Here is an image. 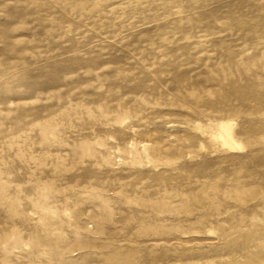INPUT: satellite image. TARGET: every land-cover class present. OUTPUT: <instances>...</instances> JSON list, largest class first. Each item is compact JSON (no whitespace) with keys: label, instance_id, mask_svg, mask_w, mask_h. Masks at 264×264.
I'll list each match as a JSON object with an SVG mask.
<instances>
[{"label":"rangeland","instance_id":"374dc122","mask_svg":"<svg viewBox=\"0 0 264 264\" xmlns=\"http://www.w3.org/2000/svg\"><path fill=\"white\" fill-rule=\"evenodd\" d=\"M0 264H264V0H0Z\"/></svg>","mask_w":264,"mask_h":264},{"label":"bare ground","instance_id":"6f19581e","mask_svg":"<svg viewBox=\"0 0 264 264\" xmlns=\"http://www.w3.org/2000/svg\"><path fill=\"white\" fill-rule=\"evenodd\" d=\"M220 138H222V140L225 141L226 144L228 143L231 146V143H230V141H229V139L227 137H224V136L220 135Z\"/></svg>","mask_w":264,"mask_h":264}]
</instances>
